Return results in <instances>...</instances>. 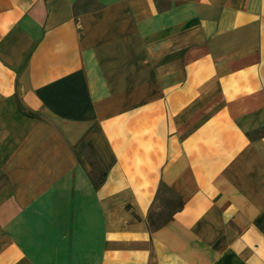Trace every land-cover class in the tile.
Listing matches in <instances>:
<instances>
[{
  "label": "crops",
  "instance_id": "obj_1",
  "mask_svg": "<svg viewBox=\"0 0 264 264\" xmlns=\"http://www.w3.org/2000/svg\"><path fill=\"white\" fill-rule=\"evenodd\" d=\"M0 264H264V0H0Z\"/></svg>",
  "mask_w": 264,
  "mask_h": 264
},
{
  "label": "trees",
  "instance_id": "obj_2",
  "mask_svg": "<svg viewBox=\"0 0 264 264\" xmlns=\"http://www.w3.org/2000/svg\"><path fill=\"white\" fill-rule=\"evenodd\" d=\"M96 163L99 165V167H98V169H99V175L98 176L94 173V171H95V163L90 162V165H91L92 170H93L92 171L93 181L95 182V185L97 187H99V186L102 185V183L104 182L105 178L107 177L108 169H107V167L104 164L101 163L100 160L99 161L97 160ZM165 222L166 221H164V223ZM152 223H153L154 226L156 225L154 222H152Z\"/></svg>",
  "mask_w": 264,
  "mask_h": 264
},
{
  "label": "rangeland",
  "instance_id": "obj_3",
  "mask_svg": "<svg viewBox=\"0 0 264 264\" xmlns=\"http://www.w3.org/2000/svg\"><path fill=\"white\" fill-rule=\"evenodd\" d=\"M85 151H86V156H87V158H88L91 162L95 163V171H94V173L98 176V175H99V169H98L99 165L96 163V159H95V155H94L93 150H90V148L88 147V148H86ZM163 221H164V220L158 219V222H159V223H161V222H163Z\"/></svg>",
  "mask_w": 264,
  "mask_h": 264
}]
</instances>
